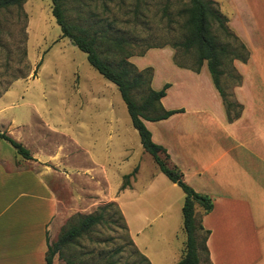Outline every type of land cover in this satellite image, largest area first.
<instances>
[{
	"label": "rangeland",
	"instance_id": "obj_1",
	"mask_svg": "<svg viewBox=\"0 0 264 264\" xmlns=\"http://www.w3.org/2000/svg\"><path fill=\"white\" fill-rule=\"evenodd\" d=\"M214 1L218 3L214 7L218 6L228 18V28L247 43L249 25L235 12L232 0ZM188 3V0H66V16L69 21L97 33V51L113 67L128 56L126 60L138 70L149 68L151 79L157 71L162 80L167 75L164 61L169 60V50L174 65L191 69L197 66L195 50L181 46L188 36L183 12ZM51 6L50 0H26L20 7L0 10V96L7 92L0 99L3 113L14 114L19 123L27 125L26 132L46 136L49 150L60 144L65 153L74 152L67 135L79 133L88 147L90 143L83 139V134L87 133L85 128H94V142L89 145L88 154L81 151L75 155L81 158L83 153L84 161H89L90 157L95 163V177L106 184L125 215L116 202H104L105 197L100 193L90 194L89 204L77 206L70 200L72 194L65 190L64 196L70 204L65 221L51 243L62 230L77 224L79 217L101 213L102 220L65 245L61 255L55 254L53 264H67V261L73 264H148L138 252L144 254L150 264H175L186 242L182 225L185 194L142 149L116 85L89 64L83 51L61 36ZM212 33L218 45L226 46L222 68L230 75L232 60L242 55L241 49L216 23L212 25ZM114 40H118V46ZM41 58L42 63L37 67ZM205 64L204 61L201 67ZM131 71L132 76L137 74L133 68ZM145 87L146 83L133 92L138 102ZM93 89L106 92V99L110 94V110L97 99L96 92L91 94ZM232 108L231 113L239 111L237 105ZM74 119L85 124L83 133L77 132ZM106 122H111L110 131ZM52 128H55L53 132ZM167 165L171 167L168 162ZM71 166H64L65 178L77 173L78 169ZM136 166L138 172L132 179V189L118 192L123 175ZM196 216L199 217L197 212ZM202 236V233L197 234L199 264H209L202 248Z\"/></svg>",
	"mask_w": 264,
	"mask_h": 264
},
{
	"label": "crops",
	"instance_id": "obj_2",
	"mask_svg": "<svg viewBox=\"0 0 264 264\" xmlns=\"http://www.w3.org/2000/svg\"><path fill=\"white\" fill-rule=\"evenodd\" d=\"M231 3L249 25L250 34L245 43L231 30L245 45L248 58L245 62L234 59L232 75L224 73L220 79L222 89L238 106L237 116L227 118L206 64L198 72L176 66L171 61L172 51L167 49V75L161 80L156 71L150 86L159 90L169 84L160 105L164 111H181L161 120H144V124L152 141L165 149L167 162L182 172L183 181L211 200L209 212L203 213L198 204L194 211L203 229L209 231L205 242L209 264H264V0ZM105 93L91 91L110 110V94L106 99ZM3 111L0 104V133L21 143L31 158H23L9 142L0 139V264H46L47 246L65 221L70 204L65 190L77 206L89 204L90 197L99 193L104 202H116V198L95 177L90 157L84 161L94 142V128H85L81 120L74 119L77 132L83 133L85 128L83 139L90 144L87 147L79 133L67 135L74 152L65 153L56 142L53 150L46 148V136L26 132L27 125ZM106 123L110 131L111 122ZM81 151L84 154L78 158L75 152ZM65 165L75 167L77 173L65 178ZM136 167L130 181L123 175L127 186L121 189L122 182L118 192L132 189Z\"/></svg>",
	"mask_w": 264,
	"mask_h": 264
},
{
	"label": "trees",
	"instance_id": "obj_3",
	"mask_svg": "<svg viewBox=\"0 0 264 264\" xmlns=\"http://www.w3.org/2000/svg\"><path fill=\"white\" fill-rule=\"evenodd\" d=\"M25 1L26 0H0V10L11 6L20 7ZM50 1L52 5L51 14L60 27L61 36L67 37L74 46L83 51L86 54L89 64L104 78L116 85L120 96L126 105L128 114L131 118L132 126L138 132L143 149L152 156L153 160L157 163L159 170L171 182L177 184L183 190L185 196L182 206V225L186 233V242L184 252L175 264H199L198 252L200 248L198 245L197 234H203L201 239L202 248L206 252L208 258L205 242L209 231L204 230L200 220L195 218V205H200L202 212L207 213L212 208L211 200L208 196L197 193L188 184H186L182 179V172L177 167H169L167 165L168 156L164 155L165 149L152 141L151 133L144 124V120H161L181 111V109L164 111L160 105V99L165 95L169 84H165L160 90H153L150 86L152 76L151 70L149 68L138 70L126 60L128 56L123 59V63L119 64L117 67H113L110 63L101 58L97 51V33L91 31L89 27L80 26L77 23L68 20L66 16V0ZM188 1V6L183 10L186 15L185 26L187 28L188 36L181 46L186 50L194 49L197 53V66L192 68L193 71L198 72L205 61L213 83L225 105L227 118L232 120L238 114V112L234 114L231 113L233 110L232 107L237 104L231 101L229 95L224 92L220 85V79L222 75L226 73L224 72L222 66L224 58H226L225 55L227 53V49L226 46L218 45L217 38L212 33V25L216 23L220 28L229 33L235 42L237 41L242 55H237L233 58V60L237 59L245 62L248 58V51L245 45L228 28L227 18L220 13L217 7H214L217 5L214 0ZM117 41L118 40H114L113 42ZM118 45L119 44L117 42V46ZM41 63L42 58L37 63V67L40 66ZM179 67L184 66L179 65ZM131 68L137 71L136 75H131ZM230 75H232V73ZM145 83V93L138 102L133 92ZM0 139H4L9 142L23 158H31L29 151L21 143L15 141L4 133H0ZM161 154L164 156H161ZM136 171L137 167H135L129 174L124 175L125 180L134 175ZM126 186L127 182L124 181L121 185V189ZM101 220V213L88 214L79 217L77 224L69 225L66 229L62 230L58 239L53 243H49L47 246L45 254L46 264H53L55 254L61 255L62 248L65 245L70 244L73 240L91 230V228L98 224ZM136 252H138V250ZM138 254L145 262L150 264L147 257L140 252H138ZM67 264L73 263L67 261Z\"/></svg>",
	"mask_w": 264,
	"mask_h": 264
}]
</instances>
